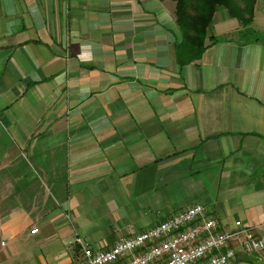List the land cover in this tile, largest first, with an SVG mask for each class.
<instances>
[{"label": "crops", "instance_id": "crops-1", "mask_svg": "<svg viewBox=\"0 0 264 264\" xmlns=\"http://www.w3.org/2000/svg\"><path fill=\"white\" fill-rule=\"evenodd\" d=\"M240 30L217 12L225 41L183 65L171 0H0V264H76L196 204L264 240V43Z\"/></svg>", "mask_w": 264, "mask_h": 264}, {"label": "built area", "instance_id": "built-area-1", "mask_svg": "<svg viewBox=\"0 0 264 264\" xmlns=\"http://www.w3.org/2000/svg\"><path fill=\"white\" fill-rule=\"evenodd\" d=\"M235 227L222 229L205 206L196 204L146 231L122 234L107 250L76 240V264H242L240 255L264 252L254 228L240 221Z\"/></svg>", "mask_w": 264, "mask_h": 264}, {"label": "trees", "instance_id": "trees-1", "mask_svg": "<svg viewBox=\"0 0 264 264\" xmlns=\"http://www.w3.org/2000/svg\"><path fill=\"white\" fill-rule=\"evenodd\" d=\"M175 4V19L181 34L176 45L180 64L199 60L211 46L225 41L214 35V17L220 10H226L233 19H238L241 30L236 36L240 43L253 41L251 28L254 22L258 0H171Z\"/></svg>", "mask_w": 264, "mask_h": 264}, {"label": "rangeland", "instance_id": "rangeland-1", "mask_svg": "<svg viewBox=\"0 0 264 264\" xmlns=\"http://www.w3.org/2000/svg\"><path fill=\"white\" fill-rule=\"evenodd\" d=\"M227 11L226 10H220L218 11V16L221 14H225ZM262 17L259 18V16L256 18L254 24H252V29L254 32H252L253 35V41L256 40L257 38L264 43V21L261 20ZM13 264H33L32 262L29 263V261H24L22 262V258L16 260Z\"/></svg>", "mask_w": 264, "mask_h": 264}, {"label": "water", "instance_id": "water-1", "mask_svg": "<svg viewBox=\"0 0 264 264\" xmlns=\"http://www.w3.org/2000/svg\"><path fill=\"white\" fill-rule=\"evenodd\" d=\"M239 259L244 262H251L253 264H264L261 258L254 257V256H248L246 254L240 255Z\"/></svg>", "mask_w": 264, "mask_h": 264}, {"label": "clouds", "instance_id": "clouds-1", "mask_svg": "<svg viewBox=\"0 0 264 264\" xmlns=\"http://www.w3.org/2000/svg\"><path fill=\"white\" fill-rule=\"evenodd\" d=\"M87 47H90V45H88Z\"/></svg>", "mask_w": 264, "mask_h": 264}]
</instances>
